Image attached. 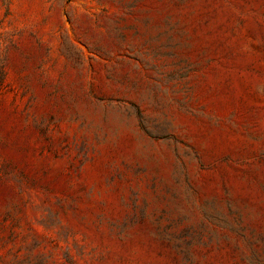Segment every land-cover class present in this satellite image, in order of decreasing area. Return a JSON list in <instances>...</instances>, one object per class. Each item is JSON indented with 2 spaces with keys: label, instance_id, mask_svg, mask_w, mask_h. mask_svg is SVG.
Segmentation results:
<instances>
[{
  "label": "rangeland",
  "instance_id": "obj_1",
  "mask_svg": "<svg viewBox=\"0 0 264 264\" xmlns=\"http://www.w3.org/2000/svg\"><path fill=\"white\" fill-rule=\"evenodd\" d=\"M0 264H264V0H0Z\"/></svg>",
  "mask_w": 264,
  "mask_h": 264
}]
</instances>
